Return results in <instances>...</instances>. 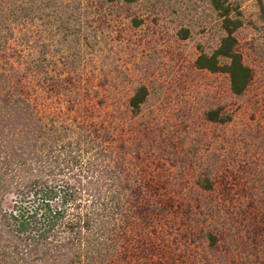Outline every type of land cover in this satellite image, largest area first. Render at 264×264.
Instances as JSON below:
<instances>
[{
  "label": "rangeland",
  "instance_id": "obj_1",
  "mask_svg": "<svg viewBox=\"0 0 264 264\" xmlns=\"http://www.w3.org/2000/svg\"><path fill=\"white\" fill-rule=\"evenodd\" d=\"M18 1L0 0L3 41L13 25L16 40L9 43L19 49L36 45L28 48L33 57L81 62L72 79L78 83L81 76V84L91 89L83 88L80 103L73 99L72 104L75 96L67 95L65 88L69 75L63 74L59 91H48L49 85L42 84L44 113L70 111L74 105L106 121L115 116L120 126L114 145L124 153L133 176L168 190L161 197L173 204L156 220L152 237L164 235L166 245L178 253L189 251L192 256L185 255L192 261L186 264H201L208 253L197 238L203 226L223 235L221 254L251 243L252 228L264 226V20L259 0H240L245 24L238 36L246 62L256 73L243 97L231 93L227 76L194 67L197 56L212 52L223 34L208 0H140L131 6L110 0H26L32 18L16 23L11 11L22 4ZM134 17L143 21L140 26H134ZM182 29L189 30L186 38L179 35ZM2 55L0 87L6 88L7 54ZM142 84L149 87L150 96L134 117L127 111L128 102ZM50 92L57 93L50 97ZM219 104L226 105L233 120L226 125L206 122L204 112ZM209 165L216 188L203 192L196 175ZM206 204L214 209L212 218L202 213ZM185 209H190L189 218ZM235 255L236 264H241L242 254ZM158 259L173 264L166 257Z\"/></svg>",
  "mask_w": 264,
  "mask_h": 264
},
{
  "label": "trees",
  "instance_id": "obj_2",
  "mask_svg": "<svg viewBox=\"0 0 264 264\" xmlns=\"http://www.w3.org/2000/svg\"><path fill=\"white\" fill-rule=\"evenodd\" d=\"M25 1L13 7L12 22L32 18ZM110 1L131 6L140 0ZM208 1L223 34L212 52L197 56L194 67L227 76L231 93L243 97L256 73L246 62L238 36L245 24L242 2ZM259 8L264 20V0H259ZM133 22L137 27L143 21L134 17ZM15 29L8 26L5 41L0 33V61L2 52L6 53L8 66L6 88L0 87V264H165L156 261L157 256L173 264L192 261L189 251L181 254L166 245L164 235L152 237L150 230L157 233L156 220L165 217L173 203L161 197L165 187L160 190L150 180L133 176L124 153L117 152L114 145L120 126L115 116L106 121L74 105L70 111L44 113L39 88L45 84L48 91L57 90L63 74L70 76L66 94L75 96L70 103L74 104L73 99L80 103L83 88L91 91L81 84V76L78 83L72 79L81 62L33 57L28 48L36 45L19 49L9 43L16 37ZM188 32L182 29L179 35L186 38ZM149 96L147 85L138 86L127 111L138 116ZM204 120L226 125L233 116L226 105L219 104L204 112ZM213 171L209 165L196 175V185L203 192L216 188ZM8 197H12L9 206ZM205 208L202 213L212 218L213 207L206 204ZM185 214L189 218L190 209ZM252 229L248 235L251 243L246 241L236 246V252L228 249L221 254L223 235L217 229L201 227L197 238L208 252L201 264H236L235 254H242L241 264H264V226L257 224Z\"/></svg>",
  "mask_w": 264,
  "mask_h": 264
}]
</instances>
